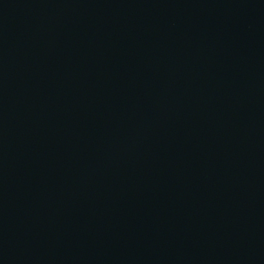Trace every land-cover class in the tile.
Wrapping results in <instances>:
<instances>
[{"label": "water", "instance_id": "obj_1", "mask_svg": "<svg viewBox=\"0 0 264 264\" xmlns=\"http://www.w3.org/2000/svg\"><path fill=\"white\" fill-rule=\"evenodd\" d=\"M0 264H264V0H0Z\"/></svg>", "mask_w": 264, "mask_h": 264}]
</instances>
